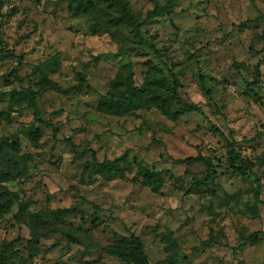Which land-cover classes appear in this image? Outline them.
I'll return each mask as SVG.
<instances>
[{
	"label": "rangeland",
	"instance_id": "rangeland-1",
	"mask_svg": "<svg viewBox=\"0 0 264 264\" xmlns=\"http://www.w3.org/2000/svg\"><path fill=\"white\" fill-rule=\"evenodd\" d=\"M128 2L141 19L169 5L142 28L161 61L149 49L125 51L128 30L94 0L84 13L78 0H0V144L28 156L25 176L0 182V254L13 258L4 264H125L102 248L130 235L150 264H264V111L245 87L258 66L252 89L264 105V0ZM167 68L202 114L170 120L147 93L125 114L97 108L102 97L121 98L120 78L130 74L139 90L159 81L153 88L175 110ZM12 71L17 81L4 77ZM22 88L35 92L55 136L14 93ZM211 127L237 142L250 176L228 170ZM89 149L128 180L146 169L161 183L103 176L86 165ZM196 155L217 166L216 176L204 193L186 194L205 169L178 161ZM255 232L257 244L232 253Z\"/></svg>",
	"mask_w": 264,
	"mask_h": 264
},
{
	"label": "trees",
	"instance_id": "trees-1",
	"mask_svg": "<svg viewBox=\"0 0 264 264\" xmlns=\"http://www.w3.org/2000/svg\"><path fill=\"white\" fill-rule=\"evenodd\" d=\"M99 5L105 9L107 14L112 15V20H109L113 26H122L128 30V33L132 37V44L125 47V51L127 52H141L145 49H149L153 52L155 57L161 61V56L158 50L154 47V45L143 38L142 28L145 26L147 22L152 20V18L163 11H169V5L160 7L155 4L152 10L148 11L144 18L141 19L137 15H135L130 6L128 0H94ZM81 6H76V9H81V11L87 12L90 11L94 4L92 0H78ZM98 27L99 25L95 24ZM106 23L103 26L105 27ZM108 28H105V30ZM108 30H106V33ZM112 35V34H110ZM18 64L21 65L22 57L18 58ZM168 75L172 80L171 85V97L174 100L177 108L175 110H171L166 102L157 91L153 88L155 82L159 85V81L150 80L145 82V86L142 90H139L136 87L132 86V80L130 74L125 75L120 78V83L125 87L123 90V94L120 99L117 100H109L105 97H102L97 105V108L102 111L110 112L116 115L125 114L131 110H134L139 104L140 97L147 93L151 100L155 101L157 104V108L161 111V113L170 120H175L183 115L196 113L202 114L201 110L196 106L186 103L179 95L178 90L180 88V83L175 75L169 68H167ZM11 77L17 81V77L15 71L10 72L7 76ZM260 79L259 67L257 66L254 78L251 82H245L246 92L253 96L255 103L264 111V105L261 101V98L253 92L252 87L257 84V81ZM162 82V81H161ZM78 84L80 86H84L85 82L82 78L78 79ZM88 88V86H86ZM16 95L27 102L28 107L32 110L34 120L41 126H45L51 129L52 136H55L56 129L52 125L50 120H44L39 117L38 108L36 106V96L35 92H33L29 88H22L18 92H14ZM211 130L218 133L220 138L225 143V156H226V164L228 170L232 173H236L241 177L250 176V172L248 170V166L244 159V156L241 154V151L238 148L237 142L233 139L228 140L225 136L219 132L216 128L211 127ZM67 144H69L70 149L73 151V144L71 139L64 140ZM9 144V143H8ZM9 147L14 149L15 146L9 144ZM91 157V161L89 164H86L93 171L100 173L103 176L114 174L123 180H128L126 177L124 170L118 167L114 162H98L96 155L93 150H86ZM28 156H19L18 154H13L5 151L3 146L0 144V182L5 180H15L17 178L23 177L26 174V166L25 159ZM178 163H184L186 165H191L193 163H200L203 165L205 169V175L201 180H193L186 194H192L194 192L204 193L208 190L209 183L216 176V167L214 166L208 159L202 157L201 155H196L195 157H189L184 160L178 161ZM165 175L168 176L170 180H174L175 178L168 174V172H164ZM139 177L143 178V181L149 182L154 181L156 183L155 188H157L161 183V173L149 172L146 169H141L137 172L136 176L128 180L133 185H138L140 183ZM175 181V180H174ZM261 193V186L259 185V181L256 180V192H255V201L259 202V196ZM261 232H255L250 235L242 244L238 245L235 248H232V253L236 254L240 251L246 244L255 245L259 241L261 237ZM68 238V237H67ZM102 251L111 257L116 258L118 261L125 264H150L147 254L145 253L144 246L141 243L139 237L135 235H130L129 237H122L117 240L115 243L111 245H107L102 248ZM12 256L7 251H4L0 254V264H4V262H10L12 260Z\"/></svg>",
	"mask_w": 264,
	"mask_h": 264
}]
</instances>
